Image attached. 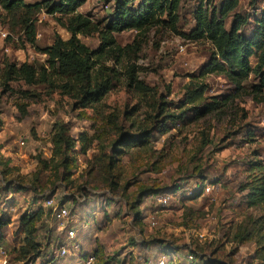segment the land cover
I'll use <instances>...</instances> for the list:
<instances>
[{
	"label": "rangeland",
	"instance_id": "374dc122",
	"mask_svg": "<svg viewBox=\"0 0 264 264\" xmlns=\"http://www.w3.org/2000/svg\"><path fill=\"white\" fill-rule=\"evenodd\" d=\"M115 1L86 0L77 12L104 26ZM130 1L132 7L140 2ZM223 1L181 0L175 30L156 26L114 34L121 47L133 46L118 62L113 54L104 62L112 89L97 112L74 109L71 99L45 85L11 83L10 91L0 89V250L7 264H81L91 254L94 264H157L162 252L174 253L169 256L175 264H264V229H243L264 215V208L248 207L247 190L241 189L254 173L251 166H264V89L251 93L259 85L252 75L237 92L223 75L201 77L213 48L188 38L199 4L211 11ZM48 8L7 13L0 0V67L27 62L38 68L46 60L25 42L21 21L26 14L35 23V47L50 46L55 36L69 39L57 22H66L65 17L49 15ZM263 12L264 0H238L226 28L234 13L246 16L241 34L249 38ZM78 38L90 50L100 45L98 34ZM132 69L140 84L129 83ZM197 90H203L202 101L187 104L189 93ZM137 105L133 127L126 113ZM162 111L174 118H164ZM110 115L117 128L106 121ZM55 123L66 125L75 139L68 186L61 180V157L52 156ZM120 128L134 138L140 128L149 140L144 148L133 145L111 171L109 148ZM81 133L93 138L85 154L78 152ZM159 196L169 197L167 205L158 206ZM48 199L65 204L74 216L70 226L79 249L62 260L51 257L57 223L44 206ZM39 207L45 210L37 224L40 249L38 256L25 257L19 219ZM80 251L84 256L78 259ZM188 254L194 260H187Z\"/></svg>",
	"mask_w": 264,
	"mask_h": 264
},
{
	"label": "trees",
	"instance_id": "16d2710c",
	"mask_svg": "<svg viewBox=\"0 0 264 264\" xmlns=\"http://www.w3.org/2000/svg\"><path fill=\"white\" fill-rule=\"evenodd\" d=\"M85 1L58 0L57 4L51 2L48 5V0L35 4H26L24 0H1L7 13L19 9L26 13H34L40 12L42 6L45 8L50 6L47 13L49 15L59 13L64 16L66 22H63V19H58L57 22L70 34L67 40L55 36L50 46L39 49L34 45L35 23L31 16L26 14L21 21L25 42L45 55L46 60L38 68L27 62L4 63L3 67H0V89L2 92L10 91L11 83H23L29 87L45 85L49 89L58 90L63 96L71 99L74 109H92L97 112V106L112 89V83L107 76L108 70L103 65L104 62L108 59L109 54L115 55L118 62L119 58L133 46L121 47L117 44L114 34L131 30L142 33L156 26H167L175 30L181 2V0H140L137 7H132L130 0H117L107 23L101 26L77 12V9ZM237 5L238 0H224L218 10L210 11L208 7L200 3L194 13L195 27L188 34V38L191 41L205 40L213 48L208 63L201 71V77L207 74L223 75L237 92L244 90L242 82L252 75L258 78L259 85L255 86L251 93L256 91L261 94L264 89V12L261 14V18L256 21L252 36L247 38L241 34V30L248 23L246 16L234 13L229 29L226 28V19L231 16ZM91 34H98L100 39V45L95 50H90L78 38L79 35L86 37ZM251 58L255 59L254 66L250 64ZM130 74L129 83L140 84L136 78L132 77L134 69ZM137 89L145 91V87L142 85H138ZM202 97L203 90L192 91L189 93L187 104L192 105L200 102ZM209 108L207 106L204 113H207ZM139 110L140 106L137 105L126 113V120L133 127L136 124L132 118ZM161 115L167 119L174 118V115L166 114L165 111H162ZM111 117V115L108 116L106 121L110 120V124L117 128L116 119H109ZM138 130L142 132L134 138L121 131L120 128L119 138L109 148L108 167L111 171L114 170L117 162H121V158L128 153L133 145L137 148H144L147 145L149 134L140 128ZM77 140L79 142L78 152L85 154L90 148L93 138L81 133ZM74 142L75 139L70 136L66 125L63 123L54 124L52 156L54 159L61 157L60 165L63 170L61 180L67 186L71 184L70 178L74 169L73 161L69 157V154L76 148ZM250 169L254 172L253 175L249 177L247 183L241 186L242 190H247L246 204L250 208H264V166L258 162L253 164ZM157 192L155 190L151 194ZM44 213L45 210L39 207L36 212L25 214L19 219L24 235L21 251L25 257L38 256L40 246L36 241L37 224ZM136 217L139 219L140 215L137 214ZM257 225L260 226V231L264 229V215L254 219L250 227H247L248 225L245 223L243 229L245 232L254 231ZM169 255H174V253L169 252Z\"/></svg>",
	"mask_w": 264,
	"mask_h": 264
},
{
	"label": "built area",
	"instance_id": "2783aa9c",
	"mask_svg": "<svg viewBox=\"0 0 264 264\" xmlns=\"http://www.w3.org/2000/svg\"><path fill=\"white\" fill-rule=\"evenodd\" d=\"M3 36L6 35L4 34ZM23 144L24 143L21 142V145ZM168 200L169 197L166 196L157 197L158 206L163 207L167 205ZM44 206L50 212V217L52 218V220L57 223L56 246H54V250L51 251V257L55 258L56 260H62L69 254V250L79 249V245L76 242V231L73 230L70 226V223L73 222L74 216L70 214L65 204L54 203L52 199L45 200ZM150 224L152 226H155L156 221L154 218H152ZM50 242L51 240L49 239V246L52 245ZM5 256L6 253L0 250V264H7ZM83 256V253H81L80 251L78 259L82 258ZM84 259L85 260L83 262L82 260H80V262H82L81 264H94V262L96 261L95 254L87 255V257ZM186 259L194 260V257L188 254L186 256ZM148 264H150V262ZM157 264H175V260L173 258H170L169 255L163 253Z\"/></svg>",
	"mask_w": 264,
	"mask_h": 264
}]
</instances>
